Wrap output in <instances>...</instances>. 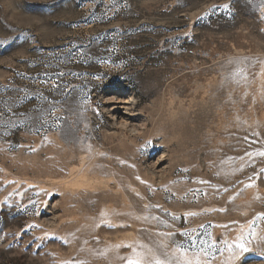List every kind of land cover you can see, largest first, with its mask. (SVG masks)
Wrapping results in <instances>:
<instances>
[{
    "label": "rangeland",
    "instance_id": "1",
    "mask_svg": "<svg viewBox=\"0 0 264 264\" xmlns=\"http://www.w3.org/2000/svg\"><path fill=\"white\" fill-rule=\"evenodd\" d=\"M261 153L264 0H0V264H264Z\"/></svg>",
    "mask_w": 264,
    "mask_h": 264
},
{
    "label": "snow or ice",
    "instance_id": "2",
    "mask_svg": "<svg viewBox=\"0 0 264 264\" xmlns=\"http://www.w3.org/2000/svg\"><path fill=\"white\" fill-rule=\"evenodd\" d=\"M261 155H264V153H261ZM185 235H187V233H185ZM189 247L192 250L194 257H196V264H200L199 254L203 253L204 255H207L210 248H215V244L213 243L209 245L205 240H200L199 242H197V240L193 239ZM239 247L242 251H248V249L242 243L239 245ZM127 264H153V262L152 260L145 261L139 254H137L134 259H129L127 261ZM154 264H166V262L157 258L155 259ZM187 264H192V262L188 261Z\"/></svg>",
    "mask_w": 264,
    "mask_h": 264
},
{
    "label": "bare ground",
    "instance_id": "3",
    "mask_svg": "<svg viewBox=\"0 0 264 264\" xmlns=\"http://www.w3.org/2000/svg\"><path fill=\"white\" fill-rule=\"evenodd\" d=\"M129 99L124 100L120 97H115L110 99L111 100V107L109 109L110 115L115 120L117 126H119L122 129L131 128L134 126L132 122L121 113V110L130 111V113L134 111L133 106L135 104L133 103V101H130Z\"/></svg>",
    "mask_w": 264,
    "mask_h": 264
}]
</instances>
